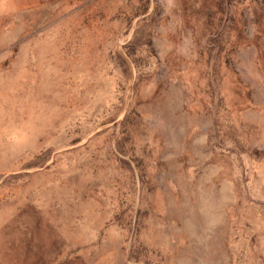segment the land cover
Masks as SVG:
<instances>
[{
	"label": "rangeland",
	"instance_id": "1",
	"mask_svg": "<svg viewBox=\"0 0 264 264\" xmlns=\"http://www.w3.org/2000/svg\"><path fill=\"white\" fill-rule=\"evenodd\" d=\"M0 264H264V0H0Z\"/></svg>",
	"mask_w": 264,
	"mask_h": 264
}]
</instances>
